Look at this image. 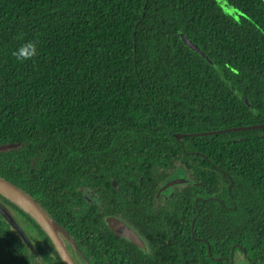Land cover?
<instances>
[{"label": "trees", "instance_id": "1", "mask_svg": "<svg viewBox=\"0 0 264 264\" xmlns=\"http://www.w3.org/2000/svg\"><path fill=\"white\" fill-rule=\"evenodd\" d=\"M222 2L233 12L0 0V145L16 143L0 150V177L47 213L76 264H264V127L194 134L264 123V0ZM28 40L39 55L18 62ZM0 205L28 238L0 212V264H64L32 215L1 192Z\"/></svg>", "mask_w": 264, "mask_h": 264}, {"label": "water", "instance_id": "2", "mask_svg": "<svg viewBox=\"0 0 264 264\" xmlns=\"http://www.w3.org/2000/svg\"><path fill=\"white\" fill-rule=\"evenodd\" d=\"M217 3L228 13H232L233 9L228 8L224 5L222 0H217ZM180 38L182 42L189 47L191 50L196 51L199 55H201L209 64H211L218 72L220 76H222V70L215 64L214 61L210 59V57L189 37H187L182 31H179ZM226 84L230 86L237 94L238 97L250 108L251 111L257 113L258 110L255 106L247 100L240 91L233 88L231 83L226 80ZM264 127V123L261 124H252L247 126H236V127H229L226 129H219L213 131H204L196 134H208V133H215V132H225V131H232V130H244V129H254V128H262ZM180 134L177 135L179 138ZM16 145V143H5L0 145V150L9 149ZM184 179L182 178H173L167 182H165L159 190H163L175 183L183 182ZM0 192L12 199L18 205H20L24 210H26L30 215L34 217V219L40 224L43 230L46 232L47 236L51 240L53 246L55 247L59 257L61 258L64 264H76L74 259L72 258L69 250L67 249L65 242L63 240V236L57 231L53 221L47 215V213L33 200L28 194L23 192L17 186L12 184L11 182L7 181L6 179L0 177ZM0 212L1 214L10 222V224L19 232L21 237L28 241L27 235L22 229V227L18 224V222L13 219L0 205ZM107 224L118 234L121 236L129 237L133 241L139 242V239L135 235V233L130 230L127 226H125L121 221L113 217L106 218ZM64 236H67V231H64ZM71 242H75L73 239H69Z\"/></svg>", "mask_w": 264, "mask_h": 264}, {"label": "clouds", "instance_id": "3", "mask_svg": "<svg viewBox=\"0 0 264 264\" xmlns=\"http://www.w3.org/2000/svg\"><path fill=\"white\" fill-rule=\"evenodd\" d=\"M39 55L37 42L28 40L13 51V56L18 62L24 63L28 60H34Z\"/></svg>", "mask_w": 264, "mask_h": 264}, {"label": "flooded vegetation", "instance_id": "4", "mask_svg": "<svg viewBox=\"0 0 264 264\" xmlns=\"http://www.w3.org/2000/svg\"><path fill=\"white\" fill-rule=\"evenodd\" d=\"M177 178H182V177H177ZM116 219H118L119 221H121L125 226H127L130 230H132L135 233V235L139 239V242L133 241L132 239L131 240L133 242H135L136 244H138L144 251H146L147 248H148L146 239L143 236H141L134 227L130 226L129 224H127L125 222H123L120 218H116ZM127 238H129V237H127Z\"/></svg>", "mask_w": 264, "mask_h": 264}, {"label": "rangeland", "instance_id": "5", "mask_svg": "<svg viewBox=\"0 0 264 264\" xmlns=\"http://www.w3.org/2000/svg\"><path fill=\"white\" fill-rule=\"evenodd\" d=\"M86 194L89 195V192L86 193ZM234 260H235V261H234L235 264H245V260L242 259V257H241L240 255H238V254L235 255Z\"/></svg>", "mask_w": 264, "mask_h": 264}]
</instances>
